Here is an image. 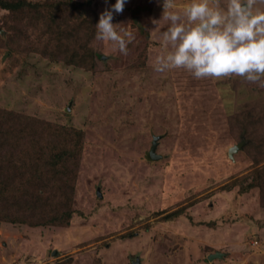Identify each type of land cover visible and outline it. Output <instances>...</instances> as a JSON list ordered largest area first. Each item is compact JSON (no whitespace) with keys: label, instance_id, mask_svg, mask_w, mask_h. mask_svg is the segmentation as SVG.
<instances>
[{"label":"rangeland","instance_id":"obj_1","mask_svg":"<svg viewBox=\"0 0 264 264\" xmlns=\"http://www.w3.org/2000/svg\"><path fill=\"white\" fill-rule=\"evenodd\" d=\"M75 1H90L95 24L115 2ZM186 2L173 0L177 9ZM162 12V0H126L113 23L133 33L127 54L96 40V28L89 38L80 26L71 64L62 49L46 50L44 30L33 32L37 49L23 41L32 34L25 20L15 26L10 17L0 29L6 46L22 41L16 52L0 45V110L33 118L54 143L63 140L57 132L71 131L64 140L72 146H59L67 154L83 147L68 227L0 222V264H264L261 190L240 189L264 163L253 165L231 125L237 113L264 104V84L235 74L198 79L182 68L155 71V56L166 51ZM89 49L92 63L84 60ZM6 125L12 135L22 129L17 121ZM14 147L5 137L6 161Z\"/></svg>","mask_w":264,"mask_h":264},{"label":"trees","instance_id":"obj_2","mask_svg":"<svg viewBox=\"0 0 264 264\" xmlns=\"http://www.w3.org/2000/svg\"><path fill=\"white\" fill-rule=\"evenodd\" d=\"M91 8L90 1L0 0V11L6 13V17L0 22V29L5 28L10 17L15 26L18 20H25L28 23L23 28L28 27L32 34L23 41L30 40V43H33L31 47L37 49L40 42L33 32L44 30L42 37L46 40V50H52L55 47L57 50L62 49L59 51L65 52L66 61L71 64L75 63L77 55L73 54L75 51H70L69 48L71 46L76 48L80 42L76 36L77 28L83 26L89 38L95 30V18ZM64 17L67 19L66 23ZM9 30L11 31V28ZM86 42L85 45H89V41ZM21 43L22 41L14 39L7 46L3 42H0V45L8 52H16L20 49ZM87 52L84 60L92 63L94 56L91 49ZM15 121L22 129L16 135H12L3 125ZM262 124H264V104L248 108L244 113H237L231 118V125L236 132L234 138L237 141L245 139L247 143L243 149L251 155L254 166L264 163ZM257 127L260 131L252 133L251 131ZM34 129L37 132L32 134L33 138H29L28 134ZM49 135L43 133L42 127H39L38 122L33 118L0 110V147H4L5 137L12 136L15 143L13 150L17 152L13 159H8L12 161L10 163L5 160L0 151V167L3 166L0 174V222L22 224L33 228L68 227L72 216L68 196L73 194L76 170L79 166L80 156L78 155L82 153L83 147L80 143L72 148L75 154H67L69 151L62 150L59 146L66 144L68 148L72 146V141L64 140L69 139L71 131L63 128L57 132L55 135L60 139L62 137L64 141L55 143L53 139L49 140ZM252 174L254 182L240 189L245 191L258 187L261 190L260 203L264 205V183L261 185L257 181L261 178V174L264 175V164L255 168ZM33 182L37 184L35 188L32 186Z\"/></svg>","mask_w":264,"mask_h":264},{"label":"clouds","instance_id":"obj_3","mask_svg":"<svg viewBox=\"0 0 264 264\" xmlns=\"http://www.w3.org/2000/svg\"><path fill=\"white\" fill-rule=\"evenodd\" d=\"M125 3L115 0L95 24L96 40L122 54L134 36L113 17ZM162 8L166 51L155 56V71L182 68L198 79L235 74L264 84V0H187L180 9L173 0H162Z\"/></svg>","mask_w":264,"mask_h":264},{"label":"water","instance_id":"obj_4","mask_svg":"<svg viewBox=\"0 0 264 264\" xmlns=\"http://www.w3.org/2000/svg\"><path fill=\"white\" fill-rule=\"evenodd\" d=\"M242 143L243 142H240L239 144L235 145V148H230L229 152H228L229 156H231L233 154V152H236L238 149H240L241 146H242ZM155 147H156V138L153 139L152 146H151L150 151H149V155L151 157L154 155ZM216 256H217V254H213V255L210 256V258H213V257H216ZM138 261L139 260L136 258V264H138Z\"/></svg>","mask_w":264,"mask_h":264}]
</instances>
